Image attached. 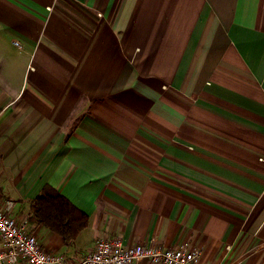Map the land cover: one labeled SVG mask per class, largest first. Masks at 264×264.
<instances>
[{
	"label": "crops",
	"instance_id": "0c3cea01",
	"mask_svg": "<svg viewBox=\"0 0 264 264\" xmlns=\"http://www.w3.org/2000/svg\"><path fill=\"white\" fill-rule=\"evenodd\" d=\"M46 186L90 218L68 244L30 220ZM8 199L71 259L106 234L264 264V0H0Z\"/></svg>",
	"mask_w": 264,
	"mask_h": 264
},
{
	"label": "built area",
	"instance_id": "2783aa9c",
	"mask_svg": "<svg viewBox=\"0 0 264 264\" xmlns=\"http://www.w3.org/2000/svg\"><path fill=\"white\" fill-rule=\"evenodd\" d=\"M19 48V41L14 42ZM13 200L0 203V264H134L148 260L153 264H199L201 250L188 242L175 248L135 244L126 246L117 236L102 234L92 251L78 259L46 250L28 228V219L13 215Z\"/></svg>",
	"mask_w": 264,
	"mask_h": 264
},
{
	"label": "trees",
	"instance_id": "16d2710c",
	"mask_svg": "<svg viewBox=\"0 0 264 264\" xmlns=\"http://www.w3.org/2000/svg\"><path fill=\"white\" fill-rule=\"evenodd\" d=\"M30 220L59 233L68 244L88 227L90 218L66 196L46 186L32 203Z\"/></svg>",
	"mask_w": 264,
	"mask_h": 264
}]
</instances>
